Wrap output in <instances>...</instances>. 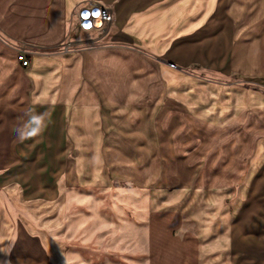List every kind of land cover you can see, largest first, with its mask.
Wrapping results in <instances>:
<instances>
[{
    "label": "crops",
    "instance_id": "crops-1",
    "mask_svg": "<svg viewBox=\"0 0 264 264\" xmlns=\"http://www.w3.org/2000/svg\"><path fill=\"white\" fill-rule=\"evenodd\" d=\"M85 1L0 0V264H57L64 245L51 233L54 214L87 189H110L119 157L124 161L116 146L149 143L150 125L128 115L139 102L150 105V98H159L160 106L165 82H173L181 108L183 74L193 81L199 72L181 68L178 40L208 23L214 0H98L113 18L103 38L76 29ZM248 1V20L240 26L260 35L244 45L254 50L252 57L243 54L238 64L233 58L228 71L264 88V0ZM246 6L238 4V11ZM66 44L69 52L61 53ZM19 51L27 67L18 61ZM208 84L228 128L248 129V144L264 139L261 91ZM120 114L131 124H119ZM244 136L235 161L241 163L237 175L246 172L239 196L249 203L259 189L264 195V167L254 161L247 170ZM41 206L50 217L44 233L36 223Z\"/></svg>",
    "mask_w": 264,
    "mask_h": 264
},
{
    "label": "rangeland",
    "instance_id": "rangeland-1",
    "mask_svg": "<svg viewBox=\"0 0 264 264\" xmlns=\"http://www.w3.org/2000/svg\"><path fill=\"white\" fill-rule=\"evenodd\" d=\"M243 3L248 7L251 1L214 0L208 23L182 33L181 68L199 72L193 81L183 74L181 108L174 100L173 82H165L160 106L159 98H150V105L139 102L128 115L150 125L149 143L116 146L124 161L119 157L121 168L110 189H87L74 205L55 210L51 233L64 245L57 264H264V195L259 189L249 203L240 198L246 172L237 175L241 163L235 161L244 133L247 170L254 161L263 168L264 139L248 144V129L228 128L220 98L206 92L213 81L264 96L261 83L228 71L233 58L238 64L243 54L252 57L254 50L244 45L260 35L242 30L240 24L248 20L243 13L249 11H238ZM58 50L63 53L62 47ZM259 105L264 134V97ZM119 117V124L133 121ZM213 196L218 200H211ZM37 210L36 223L44 233L50 217L43 206Z\"/></svg>",
    "mask_w": 264,
    "mask_h": 264
},
{
    "label": "built area",
    "instance_id": "built-area-1",
    "mask_svg": "<svg viewBox=\"0 0 264 264\" xmlns=\"http://www.w3.org/2000/svg\"><path fill=\"white\" fill-rule=\"evenodd\" d=\"M95 11V13H93ZM86 12V16L82 13ZM98 13V15H97ZM87 17V19H85ZM112 12L107 6L100 4L97 1L90 0L85 2L78 10L76 28L83 32H94L100 38L106 36L112 25ZM86 25H89L86 27ZM70 44L62 47L63 53H68ZM18 61L22 67H27L28 58L24 51H19L17 56Z\"/></svg>",
    "mask_w": 264,
    "mask_h": 264
},
{
    "label": "bare ground",
    "instance_id": "bare-ground-1",
    "mask_svg": "<svg viewBox=\"0 0 264 264\" xmlns=\"http://www.w3.org/2000/svg\"><path fill=\"white\" fill-rule=\"evenodd\" d=\"M93 13H95V11H93ZM82 14H83L84 16H86V12H83Z\"/></svg>",
    "mask_w": 264,
    "mask_h": 264
},
{
    "label": "snow or ice",
    "instance_id": "snow-or-ice-1",
    "mask_svg": "<svg viewBox=\"0 0 264 264\" xmlns=\"http://www.w3.org/2000/svg\"><path fill=\"white\" fill-rule=\"evenodd\" d=\"M97 15H98V13H97ZM85 19H87V17H85ZM89 25H86V27H88Z\"/></svg>",
    "mask_w": 264,
    "mask_h": 264
},
{
    "label": "clouds",
    "instance_id": "clouds-1",
    "mask_svg": "<svg viewBox=\"0 0 264 264\" xmlns=\"http://www.w3.org/2000/svg\"><path fill=\"white\" fill-rule=\"evenodd\" d=\"M34 134V133H33Z\"/></svg>",
    "mask_w": 264,
    "mask_h": 264
}]
</instances>
